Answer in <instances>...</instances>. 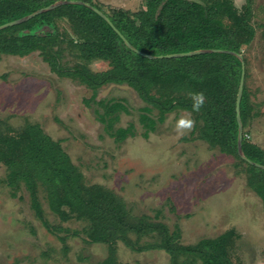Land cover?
Wrapping results in <instances>:
<instances>
[{"label": "trees", "instance_id": "trees-1", "mask_svg": "<svg viewBox=\"0 0 264 264\" xmlns=\"http://www.w3.org/2000/svg\"><path fill=\"white\" fill-rule=\"evenodd\" d=\"M55 1L0 0V24ZM78 1L102 11L119 33L91 7L65 2L1 28L0 56L38 52L52 72L89 88L92 93L84 103L95 101L101 106L98 120L117 143L133 134V124L113 128L117 112L126 108L118 101L95 100L97 90L107 84H125L145 102L139 114L143 136L163 122L168 113L188 112L194 123L186 139L195 137L232 156L234 166L246 172L248 187L264 202V169L237 153L235 104L242 64L228 52L241 54L245 64L239 100L242 151L249 160L264 165V149L246 136L247 125L255 115L245 83L247 61L243 53L256 33L253 0H243L239 7L233 0H144L135 11L104 8L94 0ZM63 20L69 29L61 26ZM120 34L135 49L153 56L196 49L227 51L150 58L129 48ZM97 60L106 62L107 67L91 69L90 63ZM197 93H202L204 99L195 110ZM152 110L156 111L155 117L150 115ZM0 164L7 170L5 183L11 195L15 197L23 187L31 209L47 229L53 231L54 227L44 216L41 197L60 221L83 222L80 231L88 242L107 244L108 255L99 264H121L114 256L119 240L136 251L163 250L171 264H185L187 259L198 261H191L194 264H233L228 252L236 235L233 229L182 244L177 226L170 230L165 223L146 215L134 217L112 190L87 184L60 142L36 122L15 128L0 119ZM143 237L154 240L141 242Z\"/></svg>", "mask_w": 264, "mask_h": 264}, {"label": "rangeland", "instance_id": "rangeland-1", "mask_svg": "<svg viewBox=\"0 0 264 264\" xmlns=\"http://www.w3.org/2000/svg\"><path fill=\"white\" fill-rule=\"evenodd\" d=\"M94 1L104 8L132 11L144 4V0ZM233 1L238 7L243 3ZM60 24L69 29L66 21ZM253 24L255 37L243 52L245 83L255 112L246 136L264 149V0H253ZM89 66L101 70L107 63L97 60ZM91 93L52 72L38 52L0 56V119L15 128L26 122L40 124L60 142L87 184L112 190L134 217L146 215L170 230L177 226L182 244L233 229L236 235L228 251L232 263L264 264V202L248 187L246 172L234 166L232 156L195 137L186 139L192 127L178 133L176 124L191 118L188 112L168 113L143 136L139 114L145 102L125 84H107L97 90L95 100L118 101L126 108L117 112L113 128L133 124V134L117 143L98 120L101 106L84 103ZM150 115L155 117L156 111ZM6 173L0 164V264H99L108 255L107 244L86 240L80 231L83 222L60 221L41 197L44 216L54 227L47 229L35 216L23 187L11 195ZM153 240L143 237L141 242ZM114 256L121 264H171L163 250L136 251L120 240ZM191 261L185 264L198 263Z\"/></svg>", "mask_w": 264, "mask_h": 264}, {"label": "water", "instance_id": "water-1", "mask_svg": "<svg viewBox=\"0 0 264 264\" xmlns=\"http://www.w3.org/2000/svg\"><path fill=\"white\" fill-rule=\"evenodd\" d=\"M65 2H78V3H82V4H85V5L89 6V7H91L98 14H100L103 18H105V20H107L108 23L114 28V30L117 33H119L118 30L112 25L110 20L106 17L105 14H103L102 11H100L99 9L93 7L92 5H90L87 2L78 1V0H56L55 2H53L51 4H48L47 6L41 7V8H39V9H37V10H35V11L25 15V16H22L20 18L15 19V20H11V21L5 22L3 24H0V29L4 28V27H7V26H10V25H13V24H17V23L22 22L24 20H27L28 18L34 16L37 13L46 11L48 9H52V8L62 4V3H65ZM120 36L122 37V39L124 40L125 44L129 48L135 50L136 52H138V53H140V54H142L144 56L150 57V58H152V57H178V56L192 55V54H196V53L211 52V51H227V50H222V49H196V50L187 51V52L170 53V54H165V55L153 56V55H149V54H146V53L138 51L121 34H120ZM228 52H231V53L235 54L240 59L241 64H242L241 76H240V81H239V85H238V91H237V96H236V104H235L236 120H237V125H238L237 153L242 159L246 160L247 162H249V163H251V164H253V165H255V166H257V167H259L261 169H264V165L249 160L244 155V153L242 151V137H243L242 131H243V128H242V123H241L240 114H239V100H240V97H241V94H242V89H243V84H244L245 64H244L243 57H242L241 54L235 53L233 51H228Z\"/></svg>", "mask_w": 264, "mask_h": 264}, {"label": "clouds", "instance_id": "clouds-1", "mask_svg": "<svg viewBox=\"0 0 264 264\" xmlns=\"http://www.w3.org/2000/svg\"><path fill=\"white\" fill-rule=\"evenodd\" d=\"M196 95V104L194 105V109L198 110L200 105L203 103V94L197 93ZM193 120L191 118L183 117L178 120L176 124V128L178 133L182 134L183 130L190 129L193 125Z\"/></svg>", "mask_w": 264, "mask_h": 264}]
</instances>
